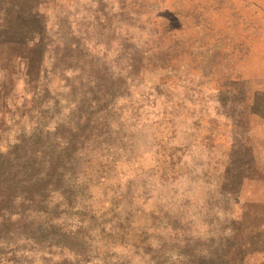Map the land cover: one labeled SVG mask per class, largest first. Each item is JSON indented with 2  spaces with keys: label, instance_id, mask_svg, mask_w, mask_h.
Here are the masks:
<instances>
[{
  "label": "rangeland",
  "instance_id": "1",
  "mask_svg": "<svg viewBox=\"0 0 264 264\" xmlns=\"http://www.w3.org/2000/svg\"><path fill=\"white\" fill-rule=\"evenodd\" d=\"M64 140L73 188H18L0 264L237 246L264 216V0H0L1 171Z\"/></svg>",
  "mask_w": 264,
  "mask_h": 264
},
{
  "label": "trees",
  "instance_id": "2",
  "mask_svg": "<svg viewBox=\"0 0 264 264\" xmlns=\"http://www.w3.org/2000/svg\"><path fill=\"white\" fill-rule=\"evenodd\" d=\"M75 143L64 140L60 149L44 147L50 149L51 153L41 148L35 149L30 156L31 165H15L10 173H4L0 168V224H5L6 218L17 216L6 208L7 203L20 199L16 191L27 184L34 188V197L46 198L52 193L67 197L75 180L72 177L75 169L73 157L77 155ZM235 191L233 189L224 193L226 196L234 195ZM254 217L257 222L248 224V235L237 246L214 243L206 249L196 245L179 256L180 264H252L249 262L250 256L264 255V233L258 235V232H264V216L262 213H255ZM254 264H264V259Z\"/></svg>",
  "mask_w": 264,
  "mask_h": 264
}]
</instances>
